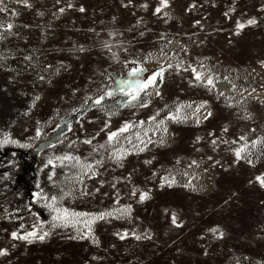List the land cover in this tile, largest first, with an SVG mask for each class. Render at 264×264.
<instances>
[{"label": "rangeland", "instance_id": "374dc122", "mask_svg": "<svg viewBox=\"0 0 264 264\" xmlns=\"http://www.w3.org/2000/svg\"><path fill=\"white\" fill-rule=\"evenodd\" d=\"M257 177L264 0H0V264H264Z\"/></svg>", "mask_w": 264, "mask_h": 264}, {"label": "snow or ice", "instance_id": "6c2138e0", "mask_svg": "<svg viewBox=\"0 0 264 264\" xmlns=\"http://www.w3.org/2000/svg\"><path fill=\"white\" fill-rule=\"evenodd\" d=\"M156 11H160V9H159V7L156 9ZM255 21L254 20H249L248 21V23H254ZM10 27V26H9ZM239 27H243V25H238V28ZM139 71H142V69H133V72H139ZM162 71V70H161ZM196 76H197V78H199V76H200V73H196ZM155 78H156V76H155V74L153 75V76H150L148 79H147V81H137V83H136V91L137 92H139V90H140V87L141 86H143L144 88H146L148 85H150V84H152L153 82H154V80H155ZM209 84H211L212 83V81H211V79L209 78L208 79V81H207ZM106 94H109L110 95V93H106ZM103 99V96H100L99 98H98V100H97V102H99L100 100H102ZM169 115L171 116V113H169ZM150 119H151V117H150ZM127 127H128V125L127 124H125L124 125V127L122 128V129H120L119 131H124L125 129H127ZM116 135V133L115 132H112V133H109V140H111L112 139V137H114ZM241 139H243V138H241ZM236 156H237V158H240V150H237L236 151ZM249 163H251V160H249L248 161ZM146 163H147V161H146ZM257 179L261 182V184L262 185H264V178H261V177H257ZM141 200H143L144 198H145V194L144 193H141ZM53 200H55V197H53ZM56 212L57 213H63V215H57V219H64V218H66L67 217V215H68V210L67 209H63V210H60V209H56ZM78 215H83V214H78ZM100 215H103V214H100ZM176 221H175V218H173V223H175ZM17 235V233L16 232H13L12 233V236L13 237H15ZM29 235H32V236H35L36 234L33 232V233H30ZM22 238H27V237H22ZM39 239H43L44 237L43 236H39L38 237ZM6 250L5 249H0V254H3L4 252H5Z\"/></svg>", "mask_w": 264, "mask_h": 264}, {"label": "bare ground", "instance_id": "6f19581e", "mask_svg": "<svg viewBox=\"0 0 264 264\" xmlns=\"http://www.w3.org/2000/svg\"><path fill=\"white\" fill-rule=\"evenodd\" d=\"M224 87H227V84H224ZM207 116H208L207 113H196V114L193 115V122H194L195 124H196V123H199V122L203 121L204 119H206ZM61 120H63V118H62ZM129 204H130V203H128V202L123 203V208H124V207H125V208H128V207H129ZM115 211H116V210H114L113 207H109V211H108V213H106V214H107V215H109V214H111V213L113 214Z\"/></svg>", "mask_w": 264, "mask_h": 264}, {"label": "flooded vegetation", "instance_id": "af4514ba", "mask_svg": "<svg viewBox=\"0 0 264 264\" xmlns=\"http://www.w3.org/2000/svg\"><path fill=\"white\" fill-rule=\"evenodd\" d=\"M131 90H133V88L131 89ZM123 100H122V103L123 102H125L126 101V99H129V97L128 96H126V98H122Z\"/></svg>", "mask_w": 264, "mask_h": 264}]
</instances>
